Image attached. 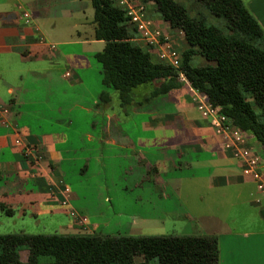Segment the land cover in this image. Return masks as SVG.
Instances as JSON below:
<instances>
[{"label":"crops","instance_id":"crops-1","mask_svg":"<svg viewBox=\"0 0 264 264\" xmlns=\"http://www.w3.org/2000/svg\"><path fill=\"white\" fill-rule=\"evenodd\" d=\"M61 1L0 0V235L147 237L171 220L169 237L216 236L219 264H264V229L243 228L244 219H264V193L242 176L192 89L179 82L151 98L158 81L122 105L102 84L95 55L105 42L94 38L93 20L86 32L75 21L85 14L80 0ZM244 2L264 29V0ZM146 7L175 48L187 50L183 33L153 3ZM57 18L69 24L48 26ZM248 141L264 165V146ZM26 147L41 157L37 166ZM64 185L87 226L62 205Z\"/></svg>","mask_w":264,"mask_h":264},{"label":"trees","instance_id":"trees-1","mask_svg":"<svg viewBox=\"0 0 264 264\" xmlns=\"http://www.w3.org/2000/svg\"><path fill=\"white\" fill-rule=\"evenodd\" d=\"M191 1L222 19L226 31L192 18L175 0H144L155 5L164 23L183 33L189 48L182 52V70L192 88L221 107L246 138L264 146V29L244 0ZM90 2L94 38L105 42L95 55L102 66V84L117 92L122 105H129L141 86L162 81L151 98L179 88L178 71L155 62L152 53L134 41L135 28L113 0ZM196 55L204 65H193ZM23 251L28 253L25 262ZM41 257L54 261L40 263ZM137 257L143 258L142 264H219L218 238L0 235V264H135Z\"/></svg>","mask_w":264,"mask_h":264},{"label":"built area","instance_id":"built-area-1","mask_svg":"<svg viewBox=\"0 0 264 264\" xmlns=\"http://www.w3.org/2000/svg\"><path fill=\"white\" fill-rule=\"evenodd\" d=\"M121 8L129 19V23L135 28L134 41L149 52L156 54L160 63L169 65L178 71V81L189 86L195 96V103L201 116L208 120L217 137L223 143L225 150L239 162L241 174L244 178L256 184L257 191L264 193V165L260 154L249 145L240 130L234 125L233 119L223 113L222 108L213 104L205 95L192 88L182 70V54L175 48L170 39L158 28L152 18L149 17L146 5L141 0H113ZM26 24L31 23V15L23 13ZM44 42V41H43ZM54 48V46H50ZM5 111V110H4ZM4 114H7L6 111ZM3 123H6L5 121ZM16 143L20 144L18 137ZM35 148L26 147L24 156L28 159L33 157L32 166H37L41 157L37 156ZM62 205L71 213V216L81 226L88 224L86 217L71 209V189L62 186Z\"/></svg>","mask_w":264,"mask_h":264},{"label":"rangeland","instance_id":"rangeland-1","mask_svg":"<svg viewBox=\"0 0 264 264\" xmlns=\"http://www.w3.org/2000/svg\"><path fill=\"white\" fill-rule=\"evenodd\" d=\"M175 1L183 4L188 9L189 14L192 18L204 19L206 24L211 25V26H215L218 29L226 31L225 23L222 19H219V18H216V17L210 15L206 10H204L203 8L196 5L193 1H191V0H175ZM61 2H63L64 4H66V2L68 3V1H66V0H62ZM80 2H81V5L83 6L82 10L85 11V14H81V15L77 16L75 21H78V19H81L80 21H83L85 23V27H84L85 31L89 32L91 29L90 28V24H91L90 22H92V20L94 18V10L92 8L90 0H80ZM141 2H143L146 5L149 4V2L146 3V2H144V0H141ZM30 14H31V12H30ZM148 14L150 16L152 15L150 13V10H149ZM85 18H87V19H85ZM53 22H56L57 25H59V26H64V23H66V22H67V25L69 24V21H67V19L61 20V19L57 18L56 20L50 19L47 22L48 26H51V24ZM193 65L199 66L200 65L199 61L193 60ZM243 221H244L243 226H245L243 228H252L253 227L252 229H260V230L264 229V219L261 222H258L257 220L255 221L252 219H244ZM172 227H173V222L171 220H169V222L166 223V228L162 231L161 234H151L154 236H147V237H159V236H162V234H164L165 237H169L168 234H171L170 231H171ZM29 228L31 229L30 226H29ZM132 236H137V235H132ZM142 236H146L145 233ZM39 260H40V263H52L54 261L53 258H50V257H41ZM143 261L144 260L142 257H137L135 260V264H142ZM155 262L156 261H154L153 264H155Z\"/></svg>","mask_w":264,"mask_h":264}]
</instances>
